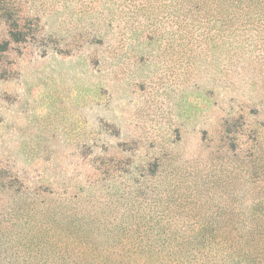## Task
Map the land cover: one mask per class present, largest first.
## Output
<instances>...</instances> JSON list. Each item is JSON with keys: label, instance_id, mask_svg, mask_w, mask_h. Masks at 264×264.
Here are the masks:
<instances>
[{"label": "rangeland", "instance_id": "rangeland-1", "mask_svg": "<svg viewBox=\"0 0 264 264\" xmlns=\"http://www.w3.org/2000/svg\"><path fill=\"white\" fill-rule=\"evenodd\" d=\"M230 1L0 0V264H264V14Z\"/></svg>", "mask_w": 264, "mask_h": 264}, {"label": "trees", "instance_id": "trees-1", "mask_svg": "<svg viewBox=\"0 0 264 264\" xmlns=\"http://www.w3.org/2000/svg\"><path fill=\"white\" fill-rule=\"evenodd\" d=\"M219 1L220 4H227L223 6L233 5V2L230 0H187L191 5H196L201 8H209L212 2ZM237 4L244 8V11H247L246 6L250 7V4L253 3V7L256 8V12L259 14H264V0H236ZM246 9V10H245Z\"/></svg>", "mask_w": 264, "mask_h": 264}]
</instances>
